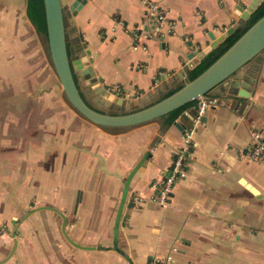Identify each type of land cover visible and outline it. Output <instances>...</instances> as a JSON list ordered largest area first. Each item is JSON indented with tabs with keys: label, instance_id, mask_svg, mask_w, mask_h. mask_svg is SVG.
Here are the masks:
<instances>
[{
	"label": "crops",
	"instance_id": "1",
	"mask_svg": "<svg viewBox=\"0 0 264 264\" xmlns=\"http://www.w3.org/2000/svg\"><path fill=\"white\" fill-rule=\"evenodd\" d=\"M73 1L66 0L65 24L73 59H87L88 48L99 83L125 101L106 100L75 69L80 90L92 106L117 112L182 85L189 61L217 47L226 37L210 44L229 26L244 25L237 5L242 1L245 9L250 0H156L166 15L160 22L144 21V0H78L74 13ZM26 7L27 0H0V118L22 116L26 73L33 77L39 65L34 55L41 31ZM135 33L146 48L132 46ZM245 69L255 77L249 96L221 83L214 91L231 106L208 109L197 122L190 106L170 124L160 116L128 127L102 126L66 103L41 136L34 132L30 139L22 127L10 140L0 124V222L22 214L15 232H0V264H144L167 255L170 264H264V162L245 155L252 129L264 138V53ZM14 102L16 110L10 109ZM187 133L185 175L160 204L150 198L149 185L170 168ZM144 155L115 231L124 181ZM26 164L41 169L40 176L31 180Z\"/></svg>",
	"mask_w": 264,
	"mask_h": 264
},
{
	"label": "water",
	"instance_id": "2",
	"mask_svg": "<svg viewBox=\"0 0 264 264\" xmlns=\"http://www.w3.org/2000/svg\"><path fill=\"white\" fill-rule=\"evenodd\" d=\"M262 1L250 0L248 7L245 9H243V2L241 1L237 7L243 10L242 16L248 18ZM65 3L66 0H43L46 22L45 35L50 58L60 86L70 105L79 114L95 124L109 127L137 125L160 117L205 92L217 94L218 92L214 91V88L221 83H228L233 92L244 96H249L253 89L255 77L249 74L245 68L250 61L264 53V13L201 72L193 78H187L181 86L171 93L146 105H138V102L135 101L124 111L106 112L98 109L92 106L82 95L75 69L80 71L85 83H90L95 91L106 100H112L121 105L124 103L125 98L109 89L108 86L99 83L100 78L92 67L93 56L88 48L85 49L87 59H83L81 56L71 59V56L68 55L64 20ZM79 5L78 0L73 1L70 5L73 13ZM234 29V25L229 26L212 41L210 48L215 47ZM194 54L195 52L192 51L188 53V57ZM204 54L205 51H201L198 58H194L187 63L188 66H195ZM144 158L145 155L131 169L124 181V189L116 212L115 231L117 230L129 180ZM78 202L79 198H77L75 208L78 207Z\"/></svg>",
	"mask_w": 264,
	"mask_h": 264
},
{
	"label": "rangeland",
	"instance_id": "3",
	"mask_svg": "<svg viewBox=\"0 0 264 264\" xmlns=\"http://www.w3.org/2000/svg\"><path fill=\"white\" fill-rule=\"evenodd\" d=\"M68 15L69 10L67 4L65 3L64 20L66 25H68ZM40 34V50L38 51V53L36 51L34 55V61L35 63L39 62V65H37L33 70V77L31 75L32 71L26 73L23 96L24 104L23 106L20 105L19 107V114H21L22 116L20 118H0V124L3 125L1 130H4L5 128L7 129L8 133L10 134V140L16 139V132L18 129L19 132H21L22 127H24L25 129V136L30 139L32 138L34 132H36L35 136H41L42 132L46 130L45 128L47 126L46 122L48 118L54 113L60 115L61 111L63 110V105L69 103L60 86L58 77L52 65L45 33L41 32ZM71 59H73L72 53ZM10 109H17V105L15 102L10 104ZM124 110L126 109H121L117 112ZM10 152L12 154L15 153L14 151ZM29 152V155L32 156L31 151ZM41 161V163H45L47 162V159L43 158ZM2 163L3 162L0 159V168L2 167ZM13 164L16 165V162ZM24 168H26V171H30L32 167L30 169H27L28 164H26ZM16 169L17 167H14V170H10V174L14 175ZM7 170L8 169H6L3 174L7 173ZM40 173L41 169L35 167V169L31 170L29 177L31 180H35L37 177L40 176ZM17 178L18 177H13L12 180L13 185L15 186H17ZM11 216L12 215H9L8 218L0 222V232H8L9 234L15 232V230H13L14 224L18 219H20V217H22V214H14L13 216H18V218L14 220L10 218ZM29 253L31 252H28L27 254ZM15 264H17V262H15Z\"/></svg>",
	"mask_w": 264,
	"mask_h": 264
},
{
	"label": "built area",
	"instance_id": "4",
	"mask_svg": "<svg viewBox=\"0 0 264 264\" xmlns=\"http://www.w3.org/2000/svg\"><path fill=\"white\" fill-rule=\"evenodd\" d=\"M146 4V14L144 17V21H163L166 19V15L164 9L160 5V3L156 0H144ZM140 34H134V42L132 43L133 47H137L140 45L143 48H146V44L140 43ZM195 102L192 105L194 109L193 119L195 122L200 121L202 116L208 109L219 107V106H231L229 99L226 96L220 94H214L210 92H205L195 98ZM190 107V106H189ZM251 143L249 148L246 150L245 155L247 159L264 162V138L259 131V129L251 130ZM191 145V139L189 133L185 134L183 137V142L181 145L175 148L173 152V159L170 164V168L167 172L150 183V188L154 191L150 198L154 201L164 204L167 202L168 195L171 191V188L175 181L178 178H181L185 175L184 163L186 161V156L189 151ZM142 195H137L135 200L137 203H140L142 199ZM171 256L167 255L164 257H153L146 261L144 264H170Z\"/></svg>",
	"mask_w": 264,
	"mask_h": 264
},
{
	"label": "trees",
	"instance_id": "5",
	"mask_svg": "<svg viewBox=\"0 0 264 264\" xmlns=\"http://www.w3.org/2000/svg\"><path fill=\"white\" fill-rule=\"evenodd\" d=\"M27 14L36 27L46 33V22H45V11L43 0H27L26 7ZM264 13V0L253 10L250 16L247 18L244 25L237 27L232 31L226 38L219 43L217 47L209 51L194 67L189 70L188 78H193L199 72H201L208 64H210L220 53H222L245 29H247L257 18ZM68 55L71 56V50L67 43ZM181 86V85H180ZM174 90H170L165 95L171 93ZM164 95V96H165ZM196 99H193L171 111L162 115L165 117V122L170 124L178 116L181 115L183 110L187 107L192 106Z\"/></svg>",
	"mask_w": 264,
	"mask_h": 264
}]
</instances>
